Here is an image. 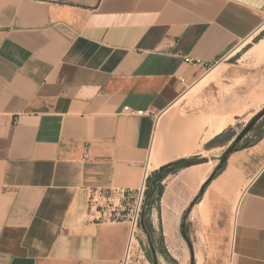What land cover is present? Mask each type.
I'll return each instance as SVG.
<instances>
[{
  "label": "crops",
  "instance_id": "1",
  "mask_svg": "<svg viewBox=\"0 0 264 264\" xmlns=\"http://www.w3.org/2000/svg\"><path fill=\"white\" fill-rule=\"evenodd\" d=\"M219 62L247 102L170 106ZM145 177L178 264H264V0H0V264H122L129 225L89 195Z\"/></svg>",
  "mask_w": 264,
  "mask_h": 264
},
{
  "label": "rangeland",
  "instance_id": "2",
  "mask_svg": "<svg viewBox=\"0 0 264 264\" xmlns=\"http://www.w3.org/2000/svg\"><path fill=\"white\" fill-rule=\"evenodd\" d=\"M233 61L234 58L229 60V62H233ZM243 63L244 62H242L241 64ZM212 69H214V71L209 75V77H207L208 79L206 78L203 81L197 82L193 86L187 88L170 106H174V108L177 110L181 109L180 112L184 113L185 108H188L190 110V108L200 109V106H204L205 108L207 106H209L208 108H210L211 106H231L234 102L237 103L238 99L241 102L248 101L247 92L243 93L242 89H240V92H238L239 91L238 85L239 83H241V79L239 80L237 79L232 82V79H230V74H229L231 70L229 68L227 69V66L225 64L220 62L218 64H215L211 69L207 70L204 73V75H206ZM258 81L259 80L257 79V82ZM255 100H256V104H260L262 102V99L258 98L257 95L255 97ZM208 118H209L208 124L209 127H211V123H212L211 115H209ZM199 123L200 122L197 120V122L193 125V129L196 128L195 126L199 127L200 126ZM234 198L232 199V208L234 204ZM109 201L115 204L117 202L116 196H114ZM146 201H147V195L145 189L144 206L142 207V211L145 207ZM97 202L101 205H104L106 201L102 199H98ZM88 204H89L88 208L90 209V203L88 202ZM109 207L111 208L112 206L110 205ZM105 209H107V207ZM92 210L94 215L98 216V213L94 212L95 211L94 207L92 208ZM141 215L142 212L140 213V216L138 218L137 230L135 236L138 242L135 245V249L131 250L129 257L127 258V264H152L154 258L156 259L157 264H170V263L178 264V261L183 263L185 256L181 254L179 251H177L178 249L174 248L175 244L173 245L174 243L173 240H168V243L170 244L169 247L172 250L173 256L177 258V260H174L172 257L168 255L167 249L161 239L160 232L157 231L154 234H152V231L149 229V226L146 223H144V226L146 227V230L148 232L149 240L153 247L154 252L151 251L148 244L147 235L142 229L141 224L139 222L141 219ZM225 264H227L226 259H225Z\"/></svg>",
  "mask_w": 264,
  "mask_h": 264
},
{
  "label": "built area",
  "instance_id": "3",
  "mask_svg": "<svg viewBox=\"0 0 264 264\" xmlns=\"http://www.w3.org/2000/svg\"><path fill=\"white\" fill-rule=\"evenodd\" d=\"M184 60L192 65L201 63L199 59H192L189 57H185ZM137 112L141 113L142 111ZM145 180L146 177L143 183L135 189L115 188L92 191L88 199L90 203L89 211L92 219L111 222L126 221L129 225V238L130 236H136L138 218L144 206ZM114 196H116L117 199L115 204L109 201ZM98 199L105 200V204H99L97 202ZM110 205L112 206L111 208L109 207ZM93 207L95 208L94 212H97L98 216L94 215L92 210ZM106 207L107 209H105ZM125 258L122 264H125Z\"/></svg>",
  "mask_w": 264,
  "mask_h": 264
},
{
  "label": "trees",
  "instance_id": "4",
  "mask_svg": "<svg viewBox=\"0 0 264 264\" xmlns=\"http://www.w3.org/2000/svg\"><path fill=\"white\" fill-rule=\"evenodd\" d=\"M237 148L238 147L236 144L233 145V150ZM198 162H200V160L197 161V160L186 159V158H180L175 161L169 162L166 165L160 167V169L157 171L158 179H162L168 173H174L183 167L190 166ZM223 165H224V162L217 168V170L214 171L213 174L210 175L209 177L210 180L213 179L218 174V172L222 169ZM160 192H161V188L159 187L157 190V194L160 195ZM147 194H148V190L146 189V195Z\"/></svg>",
  "mask_w": 264,
  "mask_h": 264
},
{
  "label": "water",
  "instance_id": "5",
  "mask_svg": "<svg viewBox=\"0 0 264 264\" xmlns=\"http://www.w3.org/2000/svg\"><path fill=\"white\" fill-rule=\"evenodd\" d=\"M251 124H252V123H250L249 125H247V126L242 130V132H241V133L239 134V136L236 138V142H235V143H237V142L239 141V139H240V138H241V137H242V136H243V135L249 130ZM233 145H234V144H232V145L228 148V150L225 152V154L220 158V161H219L218 165L214 168L212 174H213L214 171L217 170V168H218V167H219V166L225 161L227 154L230 153V152L233 150ZM188 211H189V210H187V211L185 212V214H184V216H183V219H184V217L187 215ZM140 224H141L142 229L144 230V232H145L146 235H147V240H148L149 247H150L151 251L154 252L153 247H152V245H151V243H150V240H149L148 232H147V230L145 229V226L143 225V222H142L141 219H140ZM152 264H157V261H156L155 258H154Z\"/></svg>",
  "mask_w": 264,
  "mask_h": 264
},
{
  "label": "bare ground",
  "instance_id": "6",
  "mask_svg": "<svg viewBox=\"0 0 264 264\" xmlns=\"http://www.w3.org/2000/svg\"><path fill=\"white\" fill-rule=\"evenodd\" d=\"M211 78H213V77H211ZM225 124H226V121H223L222 123L218 124L216 127H214V132L220 131L225 126ZM211 129H213V128H211ZM240 195H241V192L237 195V197L234 200V204H233V208H232L233 218H234V214H235V211H236V208H237V204H238V200H239ZM130 237H131V239L129 240L130 241V243H129V250H128L127 257L125 258L126 259L125 260V264H127V258L129 257L131 250H134L135 249V245L137 244V239H136L135 235L134 236H130ZM184 263H187V262L184 261Z\"/></svg>",
  "mask_w": 264,
  "mask_h": 264
}]
</instances>
